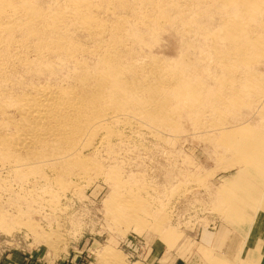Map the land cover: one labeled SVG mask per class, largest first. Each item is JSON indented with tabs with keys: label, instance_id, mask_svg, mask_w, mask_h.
<instances>
[{
	"label": "rangeland",
	"instance_id": "obj_1",
	"mask_svg": "<svg viewBox=\"0 0 264 264\" xmlns=\"http://www.w3.org/2000/svg\"><path fill=\"white\" fill-rule=\"evenodd\" d=\"M179 1L173 0L177 7L170 2L172 8L167 5L166 17L159 19V12L145 2L137 3L135 12L96 0L99 17L113 25L119 15L123 23L117 53L107 54L115 41L109 32L96 34L70 24L64 37L85 65L101 70L104 60L115 61L123 76H137L140 88L128 94L129 108L116 112L119 117L108 122V131L94 141L93 149L80 150L82 157L87 154L100 164L95 163L96 170L83 181L65 174L77 189L67 192L57 181L61 162L73 155L40 162L28 173L22 166L7 170L0 165V264H171L198 259L207 251L204 243L213 240L214 227L225 222L217 239L223 244L228 229L238 239L252 216L264 212V40L257 54H237L240 42L230 33L264 39V4L256 21L246 25L233 11L219 9L218 0H196L201 8L195 1ZM42 2L48 11H66L60 0ZM195 25L198 33L194 30L193 35ZM30 44L19 54L34 59L37 52L34 42ZM63 61H56L57 67ZM60 70V76L67 73ZM163 102L166 109L160 112ZM214 254L210 252L209 264L218 263Z\"/></svg>",
	"mask_w": 264,
	"mask_h": 264
},
{
	"label": "bare ground",
	"instance_id": "obj_2",
	"mask_svg": "<svg viewBox=\"0 0 264 264\" xmlns=\"http://www.w3.org/2000/svg\"><path fill=\"white\" fill-rule=\"evenodd\" d=\"M60 1L65 4L66 11H63L62 9L55 11V12L48 11L41 5L43 3L42 0H0V165H1V168H7V170L8 169L13 170L14 168L17 169L18 167L22 166L21 168L23 167L26 168L25 173H28L30 169H35L36 165H38V163L40 162L49 161L53 158L54 159L60 158V161H61L63 156L70 157V155L71 156L73 155V157H71L69 161L68 159L66 160V158H64L65 160L61 162L60 166L63 169H61L60 175H58L59 177L57 178V181L61 183L63 187L65 188V191L68 192L70 190H74L77 186V183H71V182L67 183L66 179H64L66 176L65 174L67 175L74 174V176H76L77 179L80 180L84 178V176L90 170H93V169L96 170V164H98L97 161L95 162L96 163L95 164L91 159L88 158V156L86 157L87 154L85 155V157H82L80 150L83 148H88V147L89 149L90 148L93 149L94 141L98 140L99 138H102V135H104L103 133L108 131V124H109L108 122H110L114 117H119V114H116V112L118 111L120 112V109L129 108V105H128L129 103L127 102L128 94L131 93L133 89L138 90V88L140 87H137L138 86L137 76L134 73L130 74V76H125V74L123 76L122 74L123 68L118 69L113 64L115 61L112 62L111 60H108V61L104 60L105 66L101 70L91 69L90 67H88L89 65L88 66L85 65V62L83 61V59L80 58L78 54H73L74 51L76 50V46L72 43L70 39H66L65 38L66 36L64 37V35L68 34V31L70 30V27H71L70 24H72L73 26H78V28L80 27L86 31L96 33V34H104V33L107 34V32H109L108 35H111V37L113 36L112 39H114L115 41L112 44V46L114 47L113 49L110 46L107 47V54L117 53L118 51L120 52V48L122 47V42H123L120 32L122 30L123 23L120 20L119 15L118 17L114 16L115 20L113 21L115 23L111 25V23L108 22L109 23L108 24L107 22H105L103 20V17L101 18L99 17L100 15L98 16L96 14L97 11L101 8V7H98L99 3L97 4L96 0H60ZM100 1H101V4L106 3L108 5H114L117 9L118 8L120 9L130 8L132 11L133 10L135 11L134 6L137 3L145 2L147 5H152L153 7L151 8H155L156 11L159 12V15H157V18L159 19H161V17L162 18L166 17L165 15L166 11L164 8L167 5H170V2H173V0H100ZM193 1H195V3H199L198 4L199 6L202 4L201 1H200L201 2L200 4V2H196V0H188V2H192V3ZM180 2L182 4V0H180L179 3ZM52 3L53 2H51V4ZM216 3H218L219 9L224 10L227 13H229V11H233L234 14L236 15L235 19L244 20L246 21V23L244 24L247 25V22L252 23L253 21H256V19L258 18L256 14L258 11H260L259 10L260 8H263L264 1L263 0H218ZM176 5L177 4L175 3V6ZM142 6L140 8H142ZM184 6L186 7V5ZM195 6L197 5L195 4ZM213 7H215V5ZM170 8H172V6L169 8L167 7L168 10ZM193 8H196V7H193ZM130 9L129 11H131ZM202 9H203V6H202ZM204 9L206 10V8ZM199 10H197V13ZM215 10H217V8ZM132 11L130 12V15ZM190 11L191 10L189 9L188 12ZM98 13H102V12H98ZM119 14H122V13H119ZM214 14H217V13H214ZM136 15L137 17L139 16L137 13ZM148 15H150V13L147 14L146 16ZM153 15H151L152 18H153ZM180 15H182V13ZM199 15H200V12H199ZM227 15L229 16V14ZM189 16H191L192 18L194 14L193 15L189 14ZM146 19H150V18L148 17ZM127 20L129 19L127 18ZM188 20H189V17H188ZM169 21L171 22L170 19ZM177 21L178 19L176 21L172 20V22H177ZM222 21H224L223 23L226 22V20H224V17ZM189 22H191V20ZM241 22L236 23V25H238ZM151 23H149V25ZM176 24H179V23L177 22ZM126 25L129 27L128 23L125 22V26ZM164 25L166 27L168 26L167 23ZM170 25L172 27L173 24H170ZM199 25L200 24H198V26ZM219 25L223 26L222 23ZM198 26L196 27L192 26V28L194 27L192 34L194 33V30ZM171 27L169 28L172 29ZM125 30H126V27H125ZM188 30H191V28ZM187 31L185 32L187 33ZM150 32L154 33L152 30H150ZM150 32L148 31V34H150ZM130 33L132 34L133 32H130ZM141 33H144V32L142 31ZM230 33L232 34V36H234L235 42L241 43V44L239 43L240 47H238L237 54H242V55L257 54L258 50H260L259 48L262 45L261 43L264 40V39H259V40L252 39V37H250V34H247V36L242 35V37L244 38H240L241 33L238 32L237 30H234L233 33L232 31H230ZM81 34H83V32ZM148 34L146 33V35ZM184 34L182 36H184ZM129 35L130 34H128L127 37H129ZM134 35L135 37H137L136 39L139 38L138 36H136V34ZM150 35H153V34H150ZM150 35L148 36L151 37ZM141 36H144V35H141ZM188 36L187 38H189L191 35L189 37ZM154 37H151V38L154 39ZM185 37L186 36H184L183 39ZM130 38H132V36ZM254 38H255V35H254ZM101 40H98V42ZM143 41H145V38ZM143 41L142 43H144ZM31 42H34L33 48L37 52V54H34V56H36L34 59H31L29 57L30 54H19V52L27 51L28 50L27 48L29 45H31L30 44ZM132 43L133 45L135 44L134 41ZM237 43H236V46L234 45V47H237L238 45ZM134 47H137V45ZM125 48H127V45ZM227 48H228V45H227ZM223 49L225 50V48ZM101 50L102 49H100V52ZM139 50L140 48L137 50V52ZM82 52H83V49H82ZM56 53H60V54H56ZM134 55L132 58L137 57ZM128 56L130 55L128 54ZM144 57L145 56H143V58ZM125 58L128 59L129 57H125ZM135 58L133 60H135ZM58 60H61V61L64 60L63 61L64 63L58 62V64L61 65L60 67H57L56 65L57 63L56 61ZM227 60H225V62ZM147 62L148 61H146V63ZM72 63H74L75 66H70V64ZM124 63L125 62H123V64ZM145 65L148 66V64H145ZM60 69L67 70V73L64 72L65 75H63L62 73V75L60 76V71H61ZM21 72L23 74H21ZM17 73H20V74H17ZM177 73L179 74V72ZM167 76L168 75H166V77ZM160 77L162 78V76ZM151 81L152 80H150V82ZM221 99H224V97ZM165 107H166V103L163 102L159 104L158 110L160 112H165V109H166ZM143 123H145V121ZM87 153H89V151ZM66 154H69V156ZM18 171L19 170H16V172ZM78 183L80 184L81 181ZM120 194H122V192Z\"/></svg>",
	"mask_w": 264,
	"mask_h": 264
},
{
	"label": "crops",
	"instance_id": "obj_3",
	"mask_svg": "<svg viewBox=\"0 0 264 264\" xmlns=\"http://www.w3.org/2000/svg\"><path fill=\"white\" fill-rule=\"evenodd\" d=\"M251 225L243 232V236L228 229V240L223 244H219L218 237L221 235V228L225 222L214 227V238L210 241V245L203 243L207 250L205 254H198V259L178 260L171 264H209L210 252L214 251L213 258L218 261L217 264H264V212L254 214ZM219 252V253H217ZM219 254V255H218ZM224 256H222V255ZM211 264V263H210Z\"/></svg>",
	"mask_w": 264,
	"mask_h": 264
}]
</instances>
